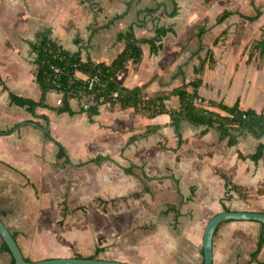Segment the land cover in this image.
Masks as SVG:
<instances>
[{
    "label": "crops",
    "instance_id": "obj_1",
    "mask_svg": "<svg viewBox=\"0 0 264 264\" xmlns=\"http://www.w3.org/2000/svg\"><path fill=\"white\" fill-rule=\"evenodd\" d=\"M222 1L0 0V217L27 261L81 255L204 264V233L214 216L226 208L264 212V150L258 161L250 158L264 135L235 129L230 146L231 137L216 127L184 116L176 127L170 114L149 117L120 104L97 107L93 115L79 99L70 100L73 115L59 114L55 90L46 94L49 107L35 115L11 104L10 94L42 98L34 48L43 39L82 61L110 64L125 48L119 34L132 28L151 39L166 28L171 31L157 44L162 48L153 53L144 44L141 64L130 63L114 77L119 85L145 86L154 97L200 79L188 91L207 100L210 110L226 115L212 104H237L261 112L264 56L255 51L250 58V48L264 39V0ZM245 2L248 11L241 8ZM257 9L262 15L255 22L234 14L217 24L226 10L254 16ZM165 103L180 109L177 96ZM55 142L66 157L58 158ZM223 175L247 198L227 191ZM261 239L259 222L221 223L213 264H264V244L251 261ZM3 242L0 235V264H13Z\"/></svg>",
    "mask_w": 264,
    "mask_h": 264
},
{
    "label": "trees",
    "instance_id": "obj_2",
    "mask_svg": "<svg viewBox=\"0 0 264 264\" xmlns=\"http://www.w3.org/2000/svg\"><path fill=\"white\" fill-rule=\"evenodd\" d=\"M256 11L257 12L254 16H245L239 12H231L226 10L218 16L217 24L223 23L234 14H239L243 19L252 23L258 20L262 15L260 9H257ZM170 31V29L160 28L157 30L156 37L151 39L137 37L132 28L125 33L119 34V40L125 41V48L122 53H120L110 64L82 61L79 56L71 54L52 40L43 39L41 43L34 48L35 52H37V82L43 91L42 98L37 102L30 98H24L10 94L11 104L26 108L27 111L33 115H35L36 109L38 107H49L46 104V94L51 90H55L50 69V64L55 61L52 52L62 50L67 56V65L69 70L72 71L75 65L80 70L88 73L100 69L102 72V85L105 89V93L108 94L113 90L118 91L120 95L119 104L122 109L134 108L136 112L147 113L149 117H155L167 113L171 115L173 124L176 127L179 126L180 120L184 116L197 125H205L208 128L216 127L223 138L231 137V133L235 129H247L253 133H259V136L264 135V109L261 112H257L252 109L242 110L237 104L231 107L224 104H212L213 107L218 108L226 114L222 115L220 112L207 110L196 106L195 99L197 94L196 92L190 93L188 88L193 86L195 89H197L202 83L200 79H196L190 84H184L182 87L175 89L170 94H159L154 97H149L147 94H145V86L129 89L119 85L114 80V77L130 63H132L134 66L141 64L143 60L142 46L144 44H149L151 51L153 53H157L162 48L161 45H157L158 42H160L162 38L165 37ZM204 32L205 30L201 31L200 33L202 34ZM224 34H226V32ZM250 50V58H252L255 51H260L261 57H263L264 39L252 44ZM203 70L204 64L201 63L199 68L196 69V73L201 74ZM64 80H67V78L64 77ZM171 96H177L179 98V111H171L167 108L165 102L166 100H169ZM70 100H72V98L67 91L63 98V104L57 108V112L59 114L65 112L72 115L74 114V111L70 107ZM90 112L91 114L96 115L99 113V110L94 108L91 109ZM45 118L47 119V117ZM50 138L52 140L51 136ZM55 143L59 147L58 158L61 159L66 157L65 148L59 142ZM229 144L230 146H234L236 141L231 137L229 139ZM263 150L264 145L260 144L257 148V152L250 158L254 161H258L262 157ZM223 178H225L227 181V191L230 192L235 190L236 192H239L241 197L244 199L247 198V195L243 193V189L241 187L234 185L224 175ZM259 192L263 193L264 189L260 190ZM226 210L230 211L228 208H226ZM263 244L264 239H261L258 249L253 254L251 261L256 260ZM2 250L10 252L9 247L5 242H3ZM77 257L82 258L81 255H77ZM13 264H15L14 260Z\"/></svg>",
    "mask_w": 264,
    "mask_h": 264
},
{
    "label": "built area",
    "instance_id": "obj_3",
    "mask_svg": "<svg viewBox=\"0 0 264 264\" xmlns=\"http://www.w3.org/2000/svg\"><path fill=\"white\" fill-rule=\"evenodd\" d=\"M53 53L55 61L50 64L55 91L59 94L57 105L63 104V98L68 91L72 99L81 100L87 109L119 104V92L113 90L108 94L102 85V72H84L76 65L73 70L68 69L67 56L62 50ZM64 77L67 80H64ZM195 105L210 110V103L201 98L195 99Z\"/></svg>",
    "mask_w": 264,
    "mask_h": 264
},
{
    "label": "water",
    "instance_id": "obj_4",
    "mask_svg": "<svg viewBox=\"0 0 264 264\" xmlns=\"http://www.w3.org/2000/svg\"><path fill=\"white\" fill-rule=\"evenodd\" d=\"M226 221H250L259 222L264 225V212L255 211H225L214 216L207 224L204 240V264H213V240L218 226ZM0 235L10 249V252L15 260V264H130L119 261H108L92 258H61L51 259L40 262H29L25 259L17 241L12 233L4 224L0 217Z\"/></svg>",
    "mask_w": 264,
    "mask_h": 264
},
{
    "label": "rangeland",
    "instance_id": "obj_5",
    "mask_svg": "<svg viewBox=\"0 0 264 264\" xmlns=\"http://www.w3.org/2000/svg\"><path fill=\"white\" fill-rule=\"evenodd\" d=\"M22 1H24V0H22ZM220 2V1H219ZM218 2V3H219ZM221 2L223 3V1L221 0ZM220 5L221 4H216V9H218L219 7H220ZM243 10H245V11H248L249 9H248V7H247V4H246V2L244 3V4H242V7H241ZM262 22H264V19H263V21ZM46 24H44V25H41L40 26V29H42V30H44V31H46L47 30V28H46ZM52 29H50V31H51ZM250 30V29H249ZM259 33L261 34H263L264 33V26H262V27H260V29H259ZM38 34H40V31L38 32ZM30 59L31 60H33L34 59V56L33 55H31L30 56ZM45 124V123H44ZM103 204V203H102ZM86 209H87V207H86ZM84 213H86V212H84ZM83 217H84V215H83Z\"/></svg>",
    "mask_w": 264,
    "mask_h": 264
}]
</instances>
